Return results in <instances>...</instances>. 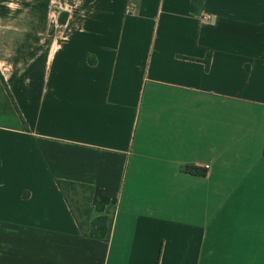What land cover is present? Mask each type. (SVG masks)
Returning a JSON list of instances; mask_svg holds the SVG:
<instances>
[{
    "label": "crops",
    "instance_id": "0c3cea01",
    "mask_svg": "<svg viewBox=\"0 0 264 264\" xmlns=\"http://www.w3.org/2000/svg\"><path fill=\"white\" fill-rule=\"evenodd\" d=\"M0 264H264V0H0Z\"/></svg>",
    "mask_w": 264,
    "mask_h": 264
},
{
    "label": "trees",
    "instance_id": "16d2710c",
    "mask_svg": "<svg viewBox=\"0 0 264 264\" xmlns=\"http://www.w3.org/2000/svg\"><path fill=\"white\" fill-rule=\"evenodd\" d=\"M207 64L209 65V61ZM187 171L193 175L203 177L207 174L206 169L196 166H188ZM57 184L63 193L82 234L87 237L90 220L93 214L92 201L95 191L94 187L62 180H58Z\"/></svg>",
    "mask_w": 264,
    "mask_h": 264
},
{
    "label": "built area",
    "instance_id": "2783aa9c",
    "mask_svg": "<svg viewBox=\"0 0 264 264\" xmlns=\"http://www.w3.org/2000/svg\"><path fill=\"white\" fill-rule=\"evenodd\" d=\"M203 20L209 22L212 20V16H210V15L204 16Z\"/></svg>",
    "mask_w": 264,
    "mask_h": 264
}]
</instances>
